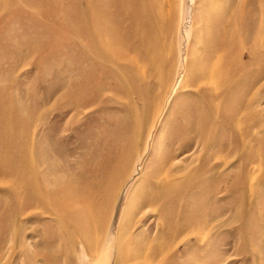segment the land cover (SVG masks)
I'll use <instances>...</instances> for the list:
<instances>
[{
    "label": "rangeland",
    "instance_id": "374dc122",
    "mask_svg": "<svg viewBox=\"0 0 264 264\" xmlns=\"http://www.w3.org/2000/svg\"><path fill=\"white\" fill-rule=\"evenodd\" d=\"M178 2L0 0V264L92 263L123 191L101 264H264V0H192L231 81L211 130L175 118Z\"/></svg>",
    "mask_w": 264,
    "mask_h": 264
},
{
    "label": "bare ground",
    "instance_id": "6f19581e",
    "mask_svg": "<svg viewBox=\"0 0 264 264\" xmlns=\"http://www.w3.org/2000/svg\"><path fill=\"white\" fill-rule=\"evenodd\" d=\"M178 1V66L177 76L172 89L171 97H174L175 100L177 99L180 101L183 98V105L178 110L175 118L180 119L182 116L189 117L191 119H195L196 122L201 123L205 129L211 130L215 125V123H213L212 121V118L214 117V110L219 111L220 113L229 108L227 99L229 96L228 89L231 81L228 78L229 76L225 69L224 56L222 54L218 56L215 61H213V64L211 66H209L211 56V54L209 53L211 52L204 55H198L197 50L192 48L193 41H195V25L198 15L196 16V14H194L192 0ZM216 18L219 19L218 17ZM214 23L218 25L217 22ZM207 75L211 76L213 86H208L205 84L204 80ZM174 123L179 129L188 125H181V123H178L176 119ZM216 126L219 127L220 132H223L224 129L228 126V122H226L223 118H220L216 122ZM178 142L180 144V149L183 150H187L189 147L193 146L194 143H197L199 145L198 141H196L193 135H189L186 138L179 140ZM206 146L207 141L205 140L203 148H205ZM174 156H177V153L170 152L169 156L164 161L169 162L174 158ZM171 168H173L171 169L173 173L179 172L180 170V168L176 165L175 167L171 166ZM139 173L140 167L137 165L135 168L134 177ZM194 174L195 172H188L186 173V176L188 175L189 177L193 178ZM168 175L170 174L166 173L161 181H159V184L156 185L158 193L156 195L152 193V196L150 197V204L159 206L162 210H165L167 206L166 197L171 196V193H168L166 191L167 188L165 189V187L171 186L175 183V181H177L174 177ZM164 195H166V199L163 197ZM124 207L126 206L124 203L123 191L117 201L116 209L111 218V222L108 228V234L101 249L102 253L101 255L99 254L100 257L96 258L92 263L90 262L89 264H101L105 262V260L107 262L113 261L115 234L118 230L119 216L121 211H123L124 214ZM82 255L85 256V254Z\"/></svg>",
    "mask_w": 264,
    "mask_h": 264
}]
</instances>
